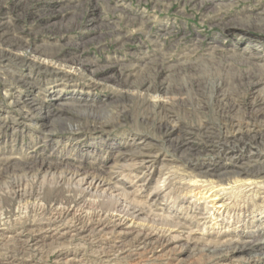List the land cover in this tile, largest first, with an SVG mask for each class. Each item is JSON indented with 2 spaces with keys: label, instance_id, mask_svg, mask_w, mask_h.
<instances>
[{
  "label": "rangeland",
  "instance_id": "1",
  "mask_svg": "<svg viewBox=\"0 0 264 264\" xmlns=\"http://www.w3.org/2000/svg\"><path fill=\"white\" fill-rule=\"evenodd\" d=\"M263 128L264 0H0V196L33 194L1 203L0 264H264V177L234 162H264ZM80 169L143 210L81 195Z\"/></svg>",
  "mask_w": 264,
  "mask_h": 264
},
{
  "label": "bare ground",
  "instance_id": "2",
  "mask_svg": "<svg viewBox=\"0 0 264 264\" xmlns=\"http://www.w3.org/2000/svg\"><path fill=\"white\" fill-rule=\"evenodd\" d=\"M155 90H158V88H153V91H155ZM151 105L153 107H155L158 104L155 102H152ZM252 109H253V107L251 106V108L249 109L250 115L246 116V118L241 116L243 118L240 120L231 118L228 121H226L224 127L227 130L222 131L221 134L219 135L220 139L222 141H224L223 143H225V142L227 143L230 141H236V140L239 141L242 138V134H246L249 131H251L250 129H248V127L250 125L251 119L253 120ZM41 112L42 111L40 110V112L38 114H40ZM165 115H166L165 117H167V118L171 117L169 112L166 113ZM46 118H49L48 115H46L43 119H46ZM168 120L169 119H167V126L166 125H165L166 127L164 126L165 128L163 131L166 134V136L169 137L172 134V132L176 129H179L181 133L184 132L185 128H182L181 125H179L177 123L169 124L171 121L170 120L168 121ZM253 122H254V120H253ZM161 128H163L162 125H161ZM228 129H229V131H228ZM262 136H264V132L258 131V133H257V130H256L253 137L257 140V139H262ZM190 143H191V141H189L188 139H182V140H180V142H178V144L176 143L178 145V146L177 145L176 146L178 147V149H180V148H183V147L189 145ZM244 144H246V143H244ZM138 154H139V156L140 155L147 156L148 152L144 151L141 148L138 150ZM235 157L236 158H235L234 162L237 164V167H238V170H237L238 175L244 174L247 177H249V176H251V177L263 176L264 177V162H263V160L260 161L259 157H258L259 158L258 160H255L257 163L253 160L252 164H250L251 162L243 163V161H241V159L239 158L240 156L236 155ZM141 160H143V158ZM40 162L41 163H40V167L38 170H40L43 166V163H42L43 161H40ZM44 170H47V168ZM48 171H50V170L45 171V173L42 175V177L46 176ZM65 175L67 176V179H68L67 181H69L70 183H74L77 187H79V190L81 191L80 192L81 195L82 194H88V196L93 197V198H98V197H100L101 199L107 198L108 206H113V207H111L113 209V211L125 212L126 215H128L129 212L131 211V209L138 208V211L143 210V208H139V206L133 202V201H135V199H131L132 201L127 200L126 193L124 192L122 186L119 187L117 185H114L110 181V179L105 177V176L90 174L89 172H83L81 169L77 170V171H68L65 173ZM9 195H10V198H8V197L5 198L4 196H0V206H1L2 202H4L6 205H8L10 202H12V200H15L16 198L17 199H23V198H28L30 196L31 197L33 196V194L29 190H27L25 186H23L20 183H12L10 185ZM151 204L152 203H148L146 205L150 208L152 206ZM90 205L95 206L92 203H90ZM96 208H98V207L96 206ZM131 212L134 213L133 211H131ZM262 212L263 211H261V213ZM160 223H162L164 225H168V226L170 225V221L166 218L162 219L160 221ZM225 249L228 252L235 254V253H239V252H246L248 250H262L263 247H262V241L251 239V240L243 241L240 243L234 242L230 245H227L225 247ZM221 252H222V250H219L217 253L220 254Z\"/></svg>",
  "mask_w": 264,
  "mask_h": 264
}]
</instances>
